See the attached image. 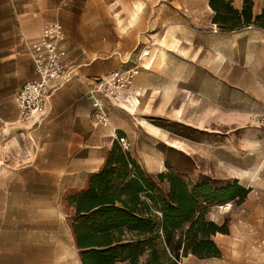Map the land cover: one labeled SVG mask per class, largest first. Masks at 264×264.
Wrapping results in <instances>:
<instances>
[{"label":"rangeland","instance_id":"obj_1","mask_svg":"<svg viewBox=\"0 0 264 264\" xmlns=\"http://www.w3.org/2000/svg\"><path fill=\"white\" fill-rule=\"evenodd\" d=\"M82 1L0 0V48L4 36L17 35L21 19L44 14H62L72 35L79 36ZM97 1L107 3L91 10L100 18L93 26L97 33L112 35L115 27L116 35L126 36L141 29L143 41L129 50V67L143 52L149 56L142 58L139 74L152 62L143 82L157 87L149 96L142 92L146 100L134 114L160 134L156 139L142 134L130 149L134 156L158 155L156 172L142 167L156 194L168 192L167 182L157 178L161 173H172L190 187L206 182L221 188L236 181L249 191L244 199L208 211L209 220L229 226V234L213 238L221 258L188 256L181 264H264V28L219 29L212 24L209 0ZM234 6L241 9L242 0ZM263 7L264 0H254L255 14ZM18 128V151L8 142L0 154V264H80L68 223V189L34 171L8 181L7 166L39 164L45 155L31 129ZM46 156L57 161L56 153Z\"/></svg>","mask_w":264,"mask_h":264},{"label":"trees","instance_id":"obj_2","mask_svg":"<svg viewBox=\"0 0 264 264\" xmlns=\"http://www.w3.org/2000/svg\"><path fill=\"white\" fill-rule=\"evenodd\" d=\"M209 0L212 24L221 30L264 28V7L254 13V0ZM167 182L166 197L129 151L126 136L118 132L104 162L87 175L81 189H68L65 202L68 223L80 264H181L193 256L200 260L221 258L213 238L229 234L227 223L218 225L208 211L249 191L236 181L214 188L209 183L189 186L172 173L158 175Z\"/></svg>","mask_w":264,"mask_h":264},{"label":"crops","instance_id":"obj_3","mask_svg":"<svg viewBox=\"0 0 264 264\" xmlns=\"http://www.w3.org/2000/svg\"><path fill=\"white\" fill-rule=\"evenodd\" d=\"M79 3L85 9L81 26L76 28L79 36L72 35L73 29L69 22L58 13L39 15L37 18L25 17L20 21L17 35L4 36V46L0 48V154L8 149L5 146L8 142H11L12 152L18 151L20 126L31 129L30 133H33L39 143L41 142L40 145L45 151L39 164L36 163L38 160H33L30 165L21 169L7 166L10 169L7 170L10 183L19 174L34 171L38 176L55 179L56 183L64 185L66 189H81L87 175L96 172L104 162L106 153L117 138L118 132L126 136L131 154L130 147L133 148L137 144L142 134L150 135L154 139L160 134L157 127L141 121L134 114L141 106L140 101L145 102L146 95L149 96L157 87L154 83L143 82V77L148 74L152 62L135 77L131 88L125 94V100L119 104H112L103 99L111 119L110 126H100L92 120V106L87 94L93 82L111 72L128 68L133 63L129 60L128 52L132 46L142 43L143 37L140 35L141 29L126 36L116 35L115 27L112 35L98 34L93 26L96 25L95 20L100 18L93 15L91 10L94 7H103L107 3L102 4L97 0H85ZM112 5H115V2ZM136 7L141 10L142 3ZM126 20L127 18L124 19L125 23ZM52 21H59L64 27L66 35L64 47L71 60L73 78L53 94L48 106V115L40 125L34 122L21 125L18 123L16 99L23 84L35 77L33 62L22 38L38 37L44 25ZM113 25L115 26V19ZM72 58L78 60L77 65H74ZM143 91L146 93L145 98L141 95ZM9 136L11 139L7 140L5 137ZM50 136L57 138L49 139ZM52 152L56 153L57 161L54 159L53 162H48L45 160L46 153ZM132 156L148 172L157 171L159 158L155 152L151 151L149 156L145 157L133 154ZM17 160L13 159L12 164H17ZM2 165L3 162L0 161V167Z\"/></svg>","mask_w":264,"mask_h":264},{"label":"built area","instance_id":"obj_4","mask_svg":"<svg viewBox=\"0 0 264 264\" xmlns=\"http://www.w3.org/2000/svg\"><path fill=\"white\" fill-rule=\"evenodd\" d=\"M65 40V30L59 21L46 23L36 38H22L33 62L35 77L23 84L17 96L19 124L34 122L40 125L48 115L53 94L72 80L73 67L64 47ZM146 53L143 52L132 66L111 72L93 82L87 98L92 106L94 123L110 126L111 119L104 100L112 104L125 100L126 92L143 67L142 58L149 56Z\"/></svg>","mask_w":264,"mask_h":264},{"label":"bare ground","instance_id":"obj_5","mask_svg":"<svg viewBox=\"0 0 264 264\" xmlns=\"http://www.w3.org/2000/svg\"><path fill=\"white\" fill-rule=\"evenodd\" d=\"M164 53V52H163ZM149 53H146L145 55L147 56ZM163 55V54H162ZM163 59V58H162ZM151 68V67H150Z\"/></svg>","mask_w":264,"mask_h":264}]
</instances>
